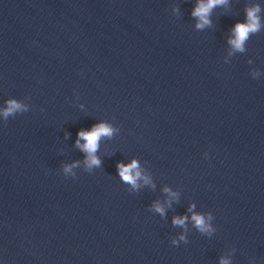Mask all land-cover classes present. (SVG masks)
<instances>
[{
	"label": "water",
	"instance_id": "95a60500",
	"mask_svg": "<svg viewBox=\"0 0 264 264\" xmlns=\"http://www.w3.org/2000/svg\"><path fill=\"white\" fill-rule=\"evenodd\" d=\"M195 3L0 0V106H24L0 118L4 264H264V2L227 0L202 28ZM100 121L115 131L88 167L77 132ZM133 159L150 184L121 180Z\"/></svg>",
	"mask_w": 264,
	"mask_h": 264
},
{
	"label": "clouds",
	"instance_id": "9594fccd",
	"mask_svg": "<svg viewBox=\"0 0 264 264\" xmlns=\"http://www.w3.org/2000/svg\"><path fill=\"white\" fill-rule=\"evenodd\" d=\"M227 2V0H196L194 9L192 11V15L197 18V28H202L204 25L209 24L210 21L208 19L211 10L214 7L223 5ZM264 2V0H262ZM261 8L259 4H252L250 7L245 8V20L243 22L237 21L232 29V35L228 40V43L236 50L242 51L243 44L245 40L248 38L250 33H254L258 31L261 27V19H260ZM24 110V106L18 103L14 99H8L4 102V106H0V118L7 119L10 115H14L16 112ZM115 129L108 123L100 121L91 126L88 130H80L77 132V140L76 145L81 151L86 153L85 163L88 167L99 166L100 160L95 155L98 149V141L101 137H110ZM83 140L84 143L80 141ZM204 158H208V154L205 152ZM117 173L121 180L126 183L132 184L135 188L137 187V180L143 181L144 184H150V178L147 175H142V172L139 168L138 162L133 159L129 163L125 164L122 162H117ZM65 172L70 171L68 166L64 168ZM165 193H167L172 199H175L176 194L171 192L170 189L165 187L163 189ZM165 203H168L166 200ZM192 207L189 206V211L191 212ZM152 208L163 215L164 206L161 205L159 201L153 203ZM187 217L180 216L174 217L172 223L174 225H184ZM211 217H205L202 214H198L192 212L191 220L194 222V226L200 230L201 232L211 231L209 226V220ZM181 240L184 239L183 236L180 237ZM176 241L173 240V244ZM0 264H4L3 259H0ZM220 264H229L227 259L221 258Z\"/></svg>",
	"mask_w": 264,
	"mask_h": 264
}]
</instances>
